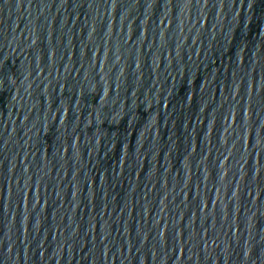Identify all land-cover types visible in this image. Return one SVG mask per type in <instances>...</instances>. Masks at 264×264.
<instances>
[{"label":"water","instance_id":"95a60500","mask_svg":"<svg viewBox=\"0 0 264 264\" xmlns=\"http://www.w3.org/2000/svg\"><path fill=\"white\" fill-rule=\"evenodd\" d=\"M0 264H264V0H0Z\"/></svg>","mask_w":264,"mask_h":264}]
</instances>
